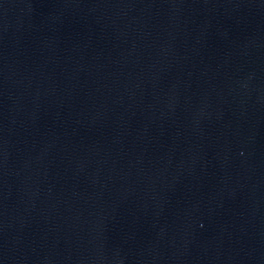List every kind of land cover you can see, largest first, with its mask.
<instances>
[{
    "label": "water",
    "instance_id": "95a60500",
    "mask_svg": "<svg viewBox=\"0 0 264 264\" xmlns=\"http://www.w3.org/2000/svg\"><path fill=\"white\" fill-rule=\"evenodd\" d=\"M0 264H264V0H0Z\"/></svg>",
    "mask_w": 264,
    "mask_h": 264
}]
</instances>
